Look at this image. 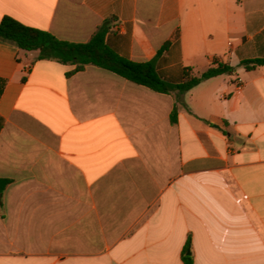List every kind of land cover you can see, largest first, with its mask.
I'll return each mask as SVG.
<instances>
[{
	"label": "crops",
	"instance_id": "crops-1",
	"mask_svg": "<svg viewBox=\"0 0 264 264\" xmlns=\"http://www.w3.org/2000/svg\"><path fill=\"white\" fill-rule=\"evenodd\" d=\"M61 41L232 75L161 94L0 40V264H264V0H0ZM202 72V73H203ZM72 73V74H70ZM178 108V121L171 114Z\"/></svg>",
	"mask_w": 264,
	"mask_h": 264
},
{
	"label": "trees",
	"instance_id": "trees-1",
	"mask_svg": "<svg viewBox=\"0 0 264 264\" xmlns=\"http://www.w3.org/2000/svg\"><path fill=\"white\" fill-rule=\"evenodd\" d=\"M114 21L115 17L107 19L88 43H70L57 39L45 30L28 27L6 16L0 23V40L13 44L25 52H38V60L57 61L64 65L76 66L72 73L82 71L87 66H95L161 94H169L173 91L185 94L206 80L232 75L235 72L233 66L219 60H214L209 68L200 74H196L192 68H183L180 64L171 70H161L158 61L172 48H180L179 31L172 41L166 42L161 47L155 60L144 63L134 62L119 55L108 43L107 38L113 31ZM242 65L248 70H253L264 66V60H247L243 61ZM171 121L174 124L178 121L177 107L171 114ZM9 184V180L0 179V200ZM182 261L183 264H195L190 238L184 248Z\"/></svg>",
	"mask_w": 264,
	"mask_h": 264
},
{
	"label": "rangeland",
	"instance_id": "rangeland-1",
	"mask_svg": "<svg viewBox=\"0 0 264 264\" xmlns=\"http://www.w3.org/2000/svg\"><path fill=\"white\" fill-rule=\"evenodd\" d=\"M200 73H202L203 71H199Z\"/></svg>",
	"mask_w": 264,
	"mask_h": 264
},
{
	"label": "water",
	"instance_id": "water-1",
	"mask_svg": "<svg viewBox=\"0 0 264 264\" xmlns=\"http://www.w3.org/2000/svg\"><path fill=\"white\" fill-rule=\"evenodd\" d=\"M188 254L190 255V252Z\"/></svg>",
	"mask_w": 264,
	"mask_h": 264
}]
</instances>
